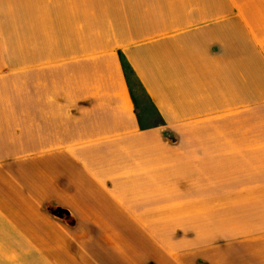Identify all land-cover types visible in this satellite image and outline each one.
Instances as JSON below:
<instances>
[{"label": "crops", "instance_id": "crops-1", "mask_svg": "<svg viewBox=\"0 0 264 264\" xmlns=\"http://www.w3.org/2000/svg\"><path fill=\"white\" fill-rule=\"evenodd\" d=\"M0 264H264V0H0Z\"/></svg>", "mask_w": 264, "mask_h": 264}, {"label": "clouds", "instance_id": "clouds-1", "mask_svg": "<svg viewBox=\"0 0 264 264\" xmlns=\"http://www.w3.org/2000/svg\"><path fill=\"white\" fill-rule=\"evenodd\" d=\"M161 131H163V129Z\"/></svg>", "mask_w": 264, "mask_h": 264}]
</instances>
